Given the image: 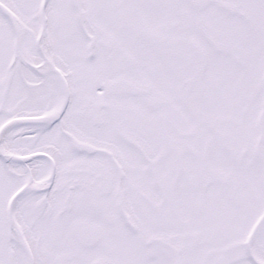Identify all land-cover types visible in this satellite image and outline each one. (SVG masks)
Returning a JSON list of instances; mask_svg holds the SVG:
<instances>
[{"label":"snow or ice","instance_id":"1","mask_svg":"<svg viewBox=\"0 0 264 264\" xmlns=\"http://www.w3.org/2000/svg\"><path fill=\"white\" fill-rule=\"evenodd\" d=\"M0 264H264V0H0Z\"/></svg>","mask_w":264,"mask_h":264}]
</instances>
